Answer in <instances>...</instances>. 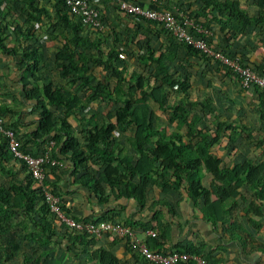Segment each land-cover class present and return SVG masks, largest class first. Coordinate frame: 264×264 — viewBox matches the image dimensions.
Listing matches in <instances>:
<instances>
[{
	"label": "trees",
	"instance_id": "16d2710c",
	"mask_svg": "<svg viewBox=\"0 0 264 264\" xmlns=\"http://www.w3.org/2000/svg\"><path fill=\"white\" fill-rule=\"evenodd\" d=\"M259 1L261 8L264 0ZM203 3L205 7H215L219 14L228 12L234 34H242L247 26L264 20L260 8L258 17L252 18L239 9L236 1L223 0L219 3L217 0H207ZM23 4L20 15L16 16L23 20L22 27L15 23L12 17H7L8 12H15L14 10L7 6L0 10V53L9 55L13 60L15 67L12 74L18 75L15 83L19 85L14 98L31 108L33 117L29 121L35 123V128L23 139L18 133L16 123L7 125L13 129L21 151L37 156L42 151L37 153L31 150L28 144H33L36 148L38 145H48L52 142L51 158L67 163L66 177L61 174L63 171L60 167H48L43 182V186L59 199L63 212L76 221L98 223L108 220L131 227L114 217L111 218L110 215V218H104L106 213H111V210L99 218L77 217L69 211L58 195L72 193L76 188L81 189L85 192L87 199L102 210L118 200L131 201L138 207H142L147 190L153 188L158 189L162 194L169 190L182 189L194 206L200 202L199 210L204 222L214 226L220 223L225 226L223 227L225 233L230 236H238L240 240L253 242L237 220L238 218L246 219L247 224L256 233L262 228L264 158L255 162L246 157L239 159L237 155H230V151L234 149L231 144V139L234 137H228L224 145L230 160L229 164H226L222 157L216 154L217 145L220 143L219 134L222 128L232 130V134H235L234 122L231 119H224L223 123H218L217 132H208L204 130V126L202 127L201 118L186 110L183 103H177L175 106L168 103L163 90L165 86L173 88L183 99H186L190 92L191 82L186 75L188 73L186 68L182 66L186 73L177 74V69L172 72L168 67L176 58L177 42L158 24L122 13L138 19L149 26V30L153 29L154 34L163 35L169 41L166 51L154 50L147 43L143 46V55L140 59L145 64L154 65L152 78L154 81L150 85L149 80H144L140 74L129 72L127 62L119 57L115 47H127L128 43L126 37L120 39L121 34L118 31L115 32L113 28H110L114 49L103 50L100 46L103 40H107L104 34L84 27L77 18L69 14L63 0H53V16H50L44 8H39L35 0H23ZM114 9L118 11L116 7ZM101 19L104 22L102 15ZM42 21L48 29L55 32L52 38L60 44V48L54 54L58 76L60 79H66L69 87H74L73 90L53 85L45 80L38 85L40 79L36 76V71L41 68L42 56L39 54L38 47L33 45L35 40L33 25L40 26ZM7 27L16 38V44L11 47H5L2 44V29ZM106 28L109 29L108 26ZM205 40L210 46L206 37ZM179 45L184 47L190 57L200 59L204 65L217 66L216 71L222 72L227 78H234L229 70L222 68L212 59L183 43L178 42ZM134 46L141 47L139 43H135ZM88 47L99 50H96L93 56L87 52ZM240 58L243 63L251 65L241 56ZM90 65L108 72L114 80L113 83L111 84V81L110 85L100 83L93 75ZM263 67L260 70L252 68L264 73ZM250 88L258 95L255 111L258 113L260 122L264 123V91L255 86ZM137 95L140 98L149 97L159 111L169 109L170 115L167 122L169 125H176L177 129L171 128L167 135L164 130H159L158 116L146 107L138 105ZM96 101H118L120 105L113 113H108L98 120L95 113L90 110V105ZM199 107L202 112L210 115L215 111L211 101L205 96L199 102ZM52 109L60 110L61 115L53 112ZM11 114H14V111L7 104L0 102V117L4 122ZM217 116L215 119L218 118ZM72 117L77 120L81 145L73 135L69 121ZM238 126L242 131L247 130L245 125ZM181 128L184 129L182 133L179 131ZM127 131L131 135L124 136L123 139L137 155L136 162L133 164L131 155L120 156V153L116 154L114 150L119 147L114 134H123ZM92 167H97V171H91ZM20 172L22 177L18 176ZM0 173L8 176L7 185L0 184V261L9 262L18 247L8 227L10 218L8 212H16L22 214V217L33 227L38 228L43 235L42 242L46 245L50 242L55 243V232L59 229L58 231H63L60 233L67 240L69 239L71 244H77L80 247L87 262L118 264L117 258L112 253L101 246H91L90 237H83L57 223L43 202L40 185L29 176L24 166L11 156L2 136H0ZM49 175L54 177V182L48 178ZM60 180L67 181L64 191H62L63 187L56 185V182ZM69 188L72 191H67ZM242 190L250 198L246 204H242ZM147 229L140 227L141 231ZM165 235L164 227L157 229L156 237L147 238L145 241L148 248L165 253ZM106 236L116 240L112 236ZM253 248L264 251L261 245ZM125 249L139 264H149L126 245ZM65 250L69 251L68 246ZM171 251L197 255L208 262L206 257L200 255L199 250L190 247L183 248L175 245L169 252ZM36 260L38 262V259ZM23 263H26V260ZM184 264L194 263L189 261Z\"/></svg>",
	"mask_w": 264,
	"mask_h": 264
},
{
	"label": "crops",
	"instance_id": "0c3cea01",
	"mask_svg": "<svg viewBox=\"0 0 264 264\" xmlns=\"http://www.w3.org/2000/svg\"><path fill=\"white\" fill-rule=\"evenodd\" d=\"M135 1L144 7L159 5L164 9L172 12L176 16L187 15L196 21L198 20L200 23H202L204 29L207 31L206 38L212 48L230 55H240L245 62H250V64L252 65L250 66L254 69H257V66L262 63L264 66V47L260 42V40H264V20H262V22L252 23L251 25L246 27L244 33L238 35L234 34V31L231 30L232 23L229 20L228 12H222L221 14H219L218 10L215 7H205L203 2L207 0ZM217 1L221 3L223 0ZM230 1H236L238 3L239 9L244 11L250 17H258V11L260 8L259 0ZM35 2L37 3L39 8H44L50 16H53V0H35ZM98 2L100 14L102 15L105 22L104 29L101 32L107 39L110 38V28H113L115 32L118 31L121 34L120 39L124 37L131 39V36L133 35V38H140L143 36H139V33L135 32V27H131L129 23L123 22L126 21V16L114 9V7L112 5H109L106 0H98ZM5 6L15 11L8 12L7 17H12L14 22L18 23L22 27L23 20L20 17L16 16L20 15V8L24 6L23 0H1L0 10H2ZM260 10L262 11L261 14L264 17V5L261 6ZM138 23L143 28V34L146 35V39L144 38L143 40L140 38L143 42H141L142 45L139 42L141 46H144L147 43L148 45L152 46L154 50L160 49L161 51H166L168 49V45H165L167 43H165L166 40L163 35L157 36L152 31H150L149 27L143 22L139 21ZM44 25L45 24L42 21L40 25L41 28ZM37 26V24L33 25L34 34L36 32ZM107 26L109 27V29L106 28ZM45 27L47 26L45 25ZM7 30L8 29H2V44H4L5 47H11L13 46V44H16V38L15 34L11 32V30H9V34ZM135 34L137 35L135 36ZM127 41V47L132 45L130 43L131 40ZM54 42L59 45V42L57 40H55ZM22 45L25 46V43L22 42ZM131 49L134 50L135 46H131ZM171 64H173L174 68L177 69V74L183 72L186 73L183 68L185 67L188 72L186 75L189 77L190 82L191 76L194 74H204L205 76L208 75L209 77L207 79H209V82L207 83L210 85L209 88L215 86V90L213 91L217 93V96L219 97V103L224 104L225 108L229 106L228 108H231V111L236 112L237 114H246L247 112H252L254 116L257 117V125L260 129L259 133L262 132L264 123L260 122L258 113L255 111L258 101V95L256 94L255 90L251 88L240 90L241 88L238 86L236 80L233 77L227 78L223 75L222 72H218L215 70L217 66L204 65L200 59L190 57L189 55H187L184 47L180 45L178 46V42L176 58L173 59ZM14 67L15 65L13 64V60L9 57V55L0 53V81H2L1 85L5 86V90L3 88L2 90L0 89V102L7 104L10 109L14 111V114L9 115L5 123H16L18 133L20 134L21 138L24 139L35 128V123L29 121L31 120V117H33V113L30 112L31 108H28L25 104L19 107L15 106L10 97L6 100H3L1 98V95H3L1 91L8 92L7 90H9L6 87L8 84L5 82H9L13 77L12 70L14 69ZM13 79L15 80L16 78ZM16 86V88L19 89V86ZM191 87L192 85H190V90L192 89ZM11 91H13V89ZM203 96L206 97V94ZM210 101L213 109H217L215 105H213L214 103H212V100ZM227 119L231 118L228 117ZM246 129L247 130L244 131L246 133V136L252 139V127H246ZM254 139L258 142V144L263 142L262 145L264 147V137L261 138V140L256 139V137ZM28 146L31 150H34L38 153L46 149L47 145H38L36 146V148L33 144H28ZM237 156L239 159L246 157L238 151ZM59 163H61V169H63L65 165L62 162ZM62 173L64 172H61V174ZM66 174H68L67 169L66 173H64L65 177ZM18 176L22 177V172H20ZM48 178H50L53 182L55 181L53 176L49 175ZM66 182H64V180H60L56 182V185L64 188ZM62 190L64 191V189ZM68 190H70V188ZM75 190H77V188ZM72 193L73 194H65L66 197L61 194L60 199L69 209V211L77 217L92 218V216H90L86 210L87 208L92 206L94 208L96 207L95 209L97 210L96 215H93V217L102 216L108 210H111V215L115 219L131 226L136 231H139L140 227H146L156 233L157 229H163L164 227L166 229V239L164 243L165 252H169L172 247L177 245L183 248L190 247L191 249L199 250L200 255L206 257L208 262H211L212 264H264V251L261 249L253 248L256 245H261L264 247V219L260 232L256 233L247 224L246 219L242 220L238 218L237 223L240 224L243 231H245L251 237V239H253V242L250 240L249 242L240 240L238 236H230L229 234L225 233V230L223 228L225 226H222L220 223H217L214 226L204 222L199 210L200 202H198L197 206H194L191 200L187 197L186 192L182 189L169 190L165 194H162L158 189L153 188L152 190H147L146 199L142 207H138L137 204L131 201L118 200L116 203L111 204L106 209L102 208V210L91 200L87 199L83 190L79 192L81 193L80 195L78 193ZM58 230L59 229H57V232H55V243L50 242L47 249H43L39 253H37L35 257H33V263L37 262L36 259H38L42 253L48 258H51L53 253V250L50 246L51 244H58V246H60L59 254L67 255V253L70 252V250H65L66 246L71 244L70 240H67V238L63 236V234ZM58 235L61 236L60 239H58ZM235 239L240 241L238 242ZM57 240H59L60 243L57 242ZM124 244L125 243L123 241L118 239L111 240L106 235H103L98 239L90 240L91 246L98 245L112 253L117 258L118 264L123 261L127 264H139L131 256V254L126 251ZM76 247H78V250H73L79 252L80 257L76 259L75 255L69 254L70 258H73L74 260H76V262L78 260V264H80L79 262H81L82 264H92L91 262H87L84 252L81 253L82 251L77 244ZM68 248L70 249V247ZM18 249L19 245L15 250L14 255L16 254ZM14 255L13 258L15 259ZM7 263L10 264V262Z\"/></svg>",
	"mask_w": 264,
	"mask_h": 264
},
{
	"label": "rangeland",
	"instance_id": "374dc122",
	"mask_svg": "<svg viewBox=\"0 0 264 264\" xmlns=\"http://www.w3.org/2000/svg\"><path fill=\"white\" fill-rule=\"evenodd\" d=\"M126 18H127L126 21H123V22L129 23L131 27L136 26L135 32L139 33L138 34L139 36L143 35L142 37H140L141 39L143 40L144 38L146 39V35L143 34V28L138 23L139 22L138 19H134L129 16H126ZM47 27H45V25L42 28L41 26H37L36 32L34 34L35 40L33 42V45L38 47L40 54L42 56V63L40 66L41 68L36 71V76H38V78L40 79L38 82V85H40L45 80V81L51 82L53 85H60L64 88L73 90L74 87H69V83L66 79H60L58 76L57 69L54 64V54L58 51L60 44L58 45L56 42H54L55 40H53L52 37L55 32L53 30L48 29ZM6 29H8L7 31L9 34V30L11 29L9 27H7ZM150 30L154 33L153 29H150ZM136 35L137 34H135V36ZM140 38H136V37L135 38L132 37L131 39L126 38V41L131 40L130 43L132 45H130L129 47H123V48L115 47V48L118 50L119 57L127 62L126 64L128 67V71L129 72L133 71L134 73L140 74L144 80L148 79L149 84L151 85V83L154 81V79H152L154 65L145 64L140 59V56L143 55V46H141L143 42L141 41ZM165 40H164L165 43H167L165 45H168L169 41L166 37H165ZM139 42L140 43L142 42L140 45L141 47L139 48L135 47V49L132 50L131 46H134L135 43H139ZM260 42L262 43L264 47V40H260ZM113 46L114 45L111 42V36H110L109 39L103 40V43L101 44L100 47L103 50H106L108 48L114 49ZM159 48H162V47H159ZM96 50H99V49H96L93 47L87 48V52L92 54L93 56H95ZM262 66H263V63L257 66V69L260 70ZM168 67L171 69L172 72L176 69L174 68L173 64H169ZM90 69L93 75L95 76V78L100 83L109 84L110 81H111V84L113 83L114 80L111 78L108 72H103L99 67H95L93 65H90ZM17 77L18 75H13L11 80L13 78L17 79ZM208 77H209L208 75L205 76L204 74L203 75L202 74L192 75L191 84H190L192 85L191 87L192 89L188 93V96L186 99L181 98L180 95H178L177 92L173 88H169L165 86L163 90L166 93L165 95L168 100V103H170V105L172 106L177 105V103H183L186 110H189L197 114L201 118L200 123L202 124V127L204 126L203 127L204 130H207L208 132H213V133L217 132L218 123H223L224 119H227L228 117H230L232 121L234 122V124L236 125V127H234L236 133L232 134V130H229L227 128H222L219 134L220 143L217 145L218 150L216 154L220 155L223 161L226 162V164H229L230 159L227 157V150L225 149L224 143L227 141L228 137H234V139H231V144L234 149L232 150V152L230 151V155H237V151H238L239 153L245 155L249 159L254 160L255 162L260 161L261 159L264 158V147L262 145L263 142L261 145H259L258 142L254 138L256 137V139L261 140V138L264 137V128L262 129V132L259 133L260 129L258 128V125H257L258 124L257 117L254 116L252 112H247L246 114H243L240 112L241 114H237L236 112L231 111V108H228L229 106L225 108L224 104H220L217 93L213 91L215 90V86L212 88H209L210 85L207 83L209 82V79H207ZM16 79L12 80L14 81L13 83L11 82V80L9 82H5L8 84L6 87L9 90H7L8 92L1 91L3 93V95H1V98L3 100H6L10 97L12 99L13 104L19 107V106H22L23 104L16 101V99L14 98V95L18 91V88H16L17 84L15 83L17 81ZM1 83L2 81H0V89L2 90L3 88L5 90V86H2ZM12 89L13 91H11ZM145 90L147 91V88ZM205 94L207 98L212 100V103H214L213 105H215V107L218 109V110L215 109V112L212 113V115L206 112H202L200 110L199 102L201 101L203 95ZM136 99H137L138 105L144 106L148 110L155 112V114L158 116V119H159L157 126L159 130H164L165 135L170 133L171 128L175 127L177 129L176 125H173V124L169 125L167 122L169 115H170L169 109L159 111L158 109H156V104L149 97L140 98V96L137 95ZM119 105L120 103L118 101H112V102L96 101L90 105V110H92L95 113L96 115L95 117L99 120L103 118L104 116H106L108 113H113L115 108ZM52 111L57 113L58 115H61L60 110L52 109ZM216 116L218 117L217 119H215ZM69 121L72 126L73 135L78 140L79 144L81 145L82 140H81V134H80L79 127L76 123L77 120L74 117H72V118H69ZM240 124H244L248 128L252 127V130H253L251 133L252 139L248 138L246 136V133L242 131L239 126H237ZM179 131L182 133L184 132V129L181 128L179 129ZM127 135H131V133L127 131L123 134H120V133L114 134L115 140L119 144V147L114 148V150L116 154L120 153L119 154L120 156H122L123 154L131 155V157H133L132 159V164H133L136 162L137 155L134 152H132V150L129 148V146L124 141L123 137ZM62 163L65 166L63 168L64 170L61 169V171L66 173L67 163L66 162H62ZM90 170L93 172H96L97 167H92L90 168ZM64 173L62 174L64 175ZM7 180H8V176L0 173V184L7 185ZM134 180L136 181V178H134ZM67 191H72V190L67 189ZM80 191L82 190L80 189L74 190V194L78 193L80 195L81 194L79 193ZM69 194H73V193L69 192ZM63 195L64 197H66L65 194ZM241 195L243 197L242 204H246L247 202H249L250 198L248 194H246L243 190L241 191ZM58 196L60 197V194ZM95 208L90 206L89 208L86 209L89 215L92 216V219L101 217V216L93 217V215L95 216L97 213L96 212L97 210ZM8 213L10 217L8 220L9 231L13 235L14 240L16 241L17 245H19V249L14 255L15 259L12 257L9 260L10 264H78V260L76 262V260H74L73 258H70V255H69V254L75 255L76 259L80 257V253L77 251H74L75 249L78 250V247H76V244L71 245L69 243H68L69 244L68 247H70L69 249L70 252L67 253V255L59 254L60 246H58V244L56 245L51 244L50 246L53 250L51 258H48L42 253L38 258V262L33 263L32 262L34 259L33 257H35V255L39 253L41 250L47 249L49 247V244L46 245L45 243L42 242V239H43L42 233L38 231V228L33 227L31 224H29L27 220L24 217H22V214L16 213V212H8ZM106 214L107 215L104 216V218H110V217L113 218L111 213L110 214L106 213ZM57 237L58 239H60L61 236L58 235ZM57 242H59V240H57ZM25 260H26V263H23V261ZM79 263L82 264L81 262ZM0 264H8V263L3 262L1 260ZM120 264H127V263L123 261Z\"/></svg>",
	"mask_w": 264,
	"mask_h": 264
},
{
	"label": "built area",
	"instance_id": "2783aa9c",
	"mask_svg": "<svg viewBox=\"0 0 264 264\" xmlns=\"http://www.w3.org/2000/svg\"><path fill=\"white\" fill-rule=\"evenodd\" d=\"M106 1L121 13L158 24L176 42L189 46L212 59L222 68L229 70L241 89L255 86L264 91V73L257 72L251 66L243 63L239 55L228 56L226 53L208 46L205 40L207 31L198 20L187 15L176 16L159 5L144 7L129 0ZM63 3L69 14L77 18L84 27L97 32L104 29V22L97 8L98 0H63ZM0 136L5 139L11 156L21 163L29 176L40 185L43 202L49 214L59 225L91 239H98L103 235L112 236L123 241L133 253L149 264H184L189 261L194 264H209L203 258L193 254L175 251L162 253L150 250L145 241L147 238L156 237V233L150 229L136 231L117 221L103 220L93 223L74 220L63 212L59 199L43 186L48 167H62L61 163L53 160L50 156L52 142H49L46 149L37 156H31L19 149L13 129L4 122L2 117H0Z\"/></svg>",
	"mask_w": 264,
	"mask_h": 264
}]
</instances>
